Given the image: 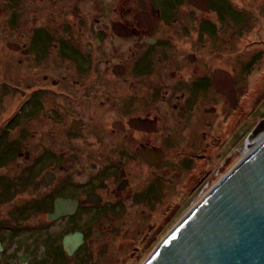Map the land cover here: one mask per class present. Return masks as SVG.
Returning a JSON list of instances; mask_svg holds the SVG:
<instances>
[{"label":"flooded vegetation","instance_id":"1","mask_svg":"<svg viewBox=\"0 0 264 264\" xmlns=\"http://www.w3.org/2000/svg\"><path fill=\"white\" fill-rule=\"evenodd\" d=\"M248 2L0 0V187H10L0 205L64 220L46 238L65 255L64 237L81 233L73 256L112 236L113 217L148 203L166 175L186 204L237 127L264 130V116L252 127V89L241 82L264 61V46L245 44L255 22L264 27V2ZM8 96L19 104L6 106ZM58 199L77 208L50 220Z\"/></svg>","mask_w":264,"mask_h":264},{"label":"rangeland","instance_id":"2","mask_svg":"<svg viewBox=\"0 0 264 264\" xmlns=\"http://www.w3.org/2000/svg\"><path fill=\"white\" fill-rule=\"evenodd\" d=\"M248 1L251 0H245L249 4ZM254 1L256 3V0ZM257 2L262 3L264 0H257ZM255 26L257 28H252L253 39H250V41L244 40L245 44L251 42L250 49L253 50L252 52H257L258 49L264 46V43L258 45L255 43L260 40L264 41L262 22H255L253 27ZM241 43H243V40L240 38L237 40L236 50L243 46ZM241 82L249 84L250 89H252V127L254 128L260 119L259 117L264 116V61L261 60L255 64L248 80L245 76ZM10 96L5 97L4 100H6V106L11 103L12 109L19 104V100L17 103L13 102L16 99L14 97L11 102ZM238 115L239 113H237L236 121L239 119ZM242 128L237 127L234 132L236 144H223L220 146V159L215 170L217 172L196 191L189 189L186 204H183L182 207L178 205L180 201L177 197L180 198V193L177 192L174 186L177 180L174 176L166 175L165 178L163 177L166 184H162L157 189L148 203L136 204L133 208L128 209L123 216L113 217L116 220L113 223L112 236L107 239L92 240L87 250H82L73 256H69L67 253L63 255L61 250L57 248L56 241H48V238H46L48 235L53 238L55 234H58L64 226V220L48 224L47 212L42 209L39 211L36 209L31 210L28 218L23 219L22 216L18 217L22 207L6 211L8 210L7 207L0 205V229L5 227L4 230L0 231L2 232V240L5 241L4 244L6 245V249L0 252V264H25L21 263L18 258L27 252H29L28 254L32 253V257H30L27 264H146L156 253L162 242L170 236L174 228L185 219L187 213L200 203L214 187L216 188L223 181L224 176L227 177L232 174L244 159L247 150L246 144L251 136L249 134L244 136V129ZM248 131H251V129L247 130L246 133ZM241 137L243 140H240ZM229 155L231 161L227 166L225 162L228 160ZM2 174H4V171L0 170V175ZM197 175V171L192 172L190 181L188 180V187L193 186V182L195 179L197 180ZM167 186L170 190H163ZM28 193L22 196L21 199L24 200L25 196H33L31 192ZM155 198H158L159 201ZM170 204L172 207L168 210ZM166 211L168 212L166 213ZM142 212H145L146 216L138 218V214H142ZM101 226H107V223L106 225L103 223ZM11 229L15 230V236L12 238ZM48 242L52 243L46 245Z\"/></svg>","mask_w":264,"mask_h":264},{"label":"water","instance_id":"3","mask_svg":"<svg viewBox=\"0 0 264 264\" xmlns=\"http://www.w3.org/2000/svg\"><path fill=\"white\" fill-rule=\"evenodd\" d=\"M262 129L257 126L251 137ZM197 207L147 264H264V144ZM76 208V202L58 199L48 217ZM81 242L77 232L66 235L63 246L72 255Z\"/></svg>","mask_w":264,"mask_h":264},{"label":"bare ground","instance_id":"4","mask_svg":"<svg viewBox=\"0 0 264 264\" xmlns=\"http://www.w3.org/2000/svg\"><path fill=\"white\" fill-rule=\"evenodd\" d=\"M264 144V131L263 132H260L259 134H257L256 136H254V137H251L250 138V140L247 142V144H246V146H247V150H246V154H245V156H244V159L241 161V163L237 166V167H239L240 165H242L244 162H245V160H247L250 156H252V154L254 153V152H256L262 145ZM236 167V168H237ZM235 170V169H234ZM226 178H228V176L226 177V176H224V178L222 179L223 181L226 179ZM222 182V181H221ZM218 186V185H217ZM217 186H216V188H217ZM215 187L211 190V192H209L206 196H205V198L204 199H202L201 200V202L200 203H198L197 205H195L193 208H192V210L190 211V212H188L187 213V215L185 216V219L184 220H186L191 214H192V212H194L198 207L197 206H199L204 200H206L208 197H209V195H211V193L216 189ZM184 220H182L175 228H174V230H173V232L170 234V236L167 238V239H169L175 232H176V230L184 223ZM166 239V240H167ZM165 240V241H166ZM165 241H163L162 242V245L161 246H163V244L164 243H166ZM159 249V248H158ZM158 251V250H157ZM156 254V253H155ZM155 254H154V256H155ZM153 258V257H152ZM147 264V263H146Z\"/></svg>","mask_w":264,"mask_h":264},{"label":"trees","instance_id":"5","mask_svg":"<svg viewBox=\"0 0 264 264\" xmlns=\"http://www.w3.org/2000/svg\"><path fill=\"white\" fill-rule=\"evenodd\" d=\"M4 141V140H3ZM4 142H6V140L4 141ZM3 142V143H4ZM5 144V143H4ZM6 145V144H5ZM5 147L6 146H4V145H2V144H0V165L2 164V163H4L3 161H2V155H4V153H5ZM1 188V187H0ZM2 189V191L3 190H5L3 193H2V197H3V200L5 199V197H6V195H8L7 193L9 192V189H10V187L9 186H7V188L6 189H3V188H1ZM1 191V192H2ZM7 191V192H6ZM7 198H8V196H7ZM9 203V202H8ZM7 203V205H4L5 207H7V209L8 210H6V211H9V209L10 210H12L13 208H18V207H22V209L20 210V212L18 213V217L19 216H22L23 217V219L24 218H28V216H29V212L32 210L33 211V209H36V210H38L39 211V209H37V208H30L29 206H25V205H23V206H19L20 204H15V203H13V205H11V204H8ZM3 206V205H2ZM3 206V207H4ZM5 226H7L6 224H4ZM8 227V226H7ZM3 230L5 229V227H3L2 228ZM2 229H0V230H2ZM13 232H12V234H11V238L12 237H14L15 236V230H12Z\"/></svg>","mask_w":264,"mask_h":264}]
</instances>
